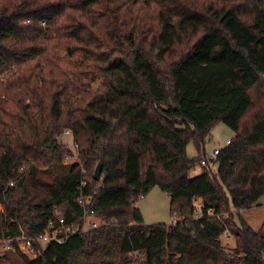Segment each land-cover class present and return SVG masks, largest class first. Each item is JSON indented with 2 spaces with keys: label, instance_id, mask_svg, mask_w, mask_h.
<instances>
[{
  "label": "trees",
  "instance_id": "obj_1",
  "mask_svg": "<svg viewBox=\"0 0 264 264\" xmlns=\"http://www.w3.org/2000/svg\"><path fill=\"white\" fill-rule=\"evenodd\" d=\"M218 124L234 138L203 166ZM83 179L109 223L23 264H264L240 215L264 197V0H0V240L37 238L56 209L81 225ZM154 187L175 225L145 224Z\"/></svg>",
  "mask_w": 264,
  "mask_h": 264
},
{
  "label": "rangeland",
  "instance_id": "obj_2",
  "mask_svg": "<svg viewBox=\"0 0 264 264\" xmlns=\"http://www.w3.org/2000/svg\"><path fill=\"white\" fill-rule=\"evenodd\" d=\"M234 138V132L225 124L216 125L210 132V136L206 139L205 149L202 150V156L207 159H211L215 150H222L227 147L228 141ZM205 151V152H204ZM187 155L189 159H196L200 156L196 146L190 143L187 148ZM217 166L215 167V170ZM96 170V169H95ZM202 171L201 167H198L190 173V178H195L200 175ZM95 172V171H94ZM200 201V200H199ZM201 202V201H200ZM137 207L140 209L144 222L147 225L165 223L171 225L173 218L170 212V198L163 193L158 187H154L148 195L143 197L137 203ZM200 214V212H199ZM202 215V212H201ZM240 215L244 221H246L253 230L256 232H264V197H262L257 206L251 209L240 212ZM234 219L237 224L239 221L236 216ZM222 246L227 252H232L236 247V241L228 232L220 237ZM1 247V245H0ZM23 256L30 259H35L36 255L31 252L20 249L17 245L16 252L9 253L5 256L2 248H0V264H23Z\"/></svg>",
  "mask_w": 264,
  "mask_h": 264
},
{
  "label": "built area",
  "instance_id": "obj_3",
  "mask_svg": "<svg viewBox=\"0 0 264 264\" xmlns=\"http://www.w3.org/2000/svg\"><path fill=\"white\" fill-rule=\"evenodd\" d=\"M57 141L67 147L69 152L65 155L63 159L64 165L68 166L71 164H81L79 160V146L75 142L74 135L72 130L67 129L62 132L58 137ZM230 141H228V144ZM220 150H215L211 159L202 160L201 164L203 166L208 163H215L217 160ZM216 167V166H215ZM82 174L86 175V170L82 168ZM87 180L83 179L80 183L81 192L78 198V203L83 210V218L82 224L78 227L67 228L65 227V220L62 213L59 210H55V219L49 221L45 231L38 235L37 238H28L24 234L20 235L17 238H7L0 240V245L5 254H9L12 252H16L17 245L20 246V249L27 252H31L33 255L35 254L34 243H39L41 246L46 247L51 244L63 245L66 244L67 241L75 236L84 233H88L91 230L98 229L101 226L107 225L109 221L98 215L94 209H90L91 197L85 196L84 189L87 187ZM143 197H141L142 199ZM196 208V216L197 219L201 218L202 205L198 200L195 202ZM200 212V214H199ZM116 222V221H111ZM177 220L173 218V222L171 225H175Z\"/></svg>",
  "mask_w": 264,
  "mask_h": 264
},
{
  "label": "water",
  "instance_id": "obj_4",
  "mask_svg": "<svg viewBox=\"0 0 264 264\" xmlns=\"http://www.w3.org/2000/svg\"><path fill=\"white\" fill-rule=\"evenodd\" d=\"M102 170H103V164L100 163L94 172V180L99 182L102 178Z\"/></svg>",
  "mask_w": 264,
  "mask_h": 264
}]
</instances>
